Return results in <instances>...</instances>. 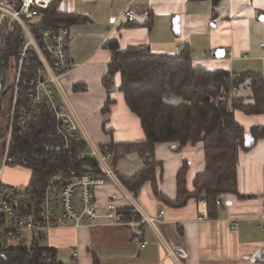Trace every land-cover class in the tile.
Instances as JSON below:
<instances>
[{
  "label": "crops",
  "instance_id": "1",
  "mask_svg": "<svg viewBox=\"0 0 264 264\" xmlns=\"http://www.w3.org/2000/svg\"><path fill=\"white\" fill-rule=\"evenodd\" d=\"M58 1L59 11L84 19L69 25L76 33L68 50L75 64L69 89L81 120L100 144L145 138L140 120L122 93L110 94L114 103L110 112L103 113L108 97L104 76L113 57L109 42H118L121 49L138 46L166 55L178 54L188 46L196 67L264 77V0H222L216 6L212 0ZM129 5L136 8V21L110 24L109 19L120 17ZM220 49L224 51L217 55ZM245 86L241 91L247 94L250 90ZM234 114L248 136L253 126H264V114L248 115L241 110ZM104 122L110 130L103 129L105 134L100 128ZM154 155L162 163L159 191L170 201L177 198V175L185 164L190 190L195 176L206 170L202 142L183 147L177 142L158 143ZM236 156L237 193L220 197L214 217L208 215L198 221L200 201L191 199L184 207L171 206L157 197L148 182L135 199L149 217L165 211L157 229L139 222L131 226L113 224L105 218L79 229L66 224L48 233L44 247L56 250L57 264H177L168 254L166 242L181 264H264V138L249 149L238 145ZM143 166L137 153H127L117 161V175L132 176ZM96 189L100 213L106 212L112 198L120 207L128 208L129 202L115 181L108 180ZM234 220L238 221L236 233L230 226ZM144 240L149 245L142 248ZM75 249L79 251L77 258Z\"/></svg>",
  "mask_w": 264,
  "mask_h": 264
},
{
  "label": "trees",
  "instance_id": "2",
  "mask_svg": "<svg viewBox=\"0 0 264 264\" xmlns=\"http://www.w3.org/2000/svg\"><path fill=\"white\" fill-rule=\"evenodd\" d=\"M221 1L212 0L214 6ZM58 5L59 1L53 0L34 24L71 25L84 20L80 15L59 11ZM19 34L17 27L0 49V99L8 94L9 105L12 83L7 84L19 50ZM107 47L113 51V57L104 76L105 82L111 84L116 81L126 105L140 120L145 135L144 139L135 142L112 140L107 143L116 152L117 161L129 151L137 152L144 161L143 168L136 174L119 176L122 184L128 191L137 194L140 188L150 182L157 197L174 207H184L191 199L200 201L204 198L208 215L214 217L216 201L224 194L237 193L238 145L249 149L245 145L248 136L246 127L236 119L234 113L241 110L248 115L264 114L263 75L196 67L188 46H184L178 54L171 55L153 53L148 48L138 46L121 49L116 41L109 42ZM247 84L251 89L244 94L242 86ZM233 89L237 90L235 96L231 94ZM113 103L114 100L109 96L103 113L110 112ZM105 126L106 122L103 123L104 130L110 132ZM49 130L47 119L43 118L34 132L14 136L11 154L31 171L30 185L43 183L57 168V163L71 166L83 175L103 173L96 161L36 158L35 148L47 140ZM6 133L7 126L0 125V141L6 137ZM250 135L255 140L264 138V126H253ZM165 142H177L181 147L200 142L204 145L206 170L195 176L193 189L190 190L185 164L178 171L175 201L164 197L158 187L163 172L162 163L154 159L155 146ZM128 215L126 211V218ZM43 256L50 257L51 262H41ZM0 264H57V252L52 248L41 247L31 256L28 249L13 248L0 254Z\"/></svg>",
  "mask_w": 264,
  "mask_h": 264
},
{
  "label": "built area",
  "instance_id": "3",
  "mask_svg": "<svg viewBox=\"0 0 264 264\" xmlns=\"http://www.w3.org/2000/svg\"><path fill=\"white\" fill-rule=\"evenodd\" d=\"M53 0H0V49L6 39L18 27L19 50L13 68L11 101L7 123V142L0 157V254L5 251L28 249L31 256L44 247L48 233L66 224L79 229L107 222L131 226L147 223L157 229L165 211L156 217L147 216L135 199V194L122 184L116 169V152L105 143H95L75 108L67 86L73 80L72 57L69 50L76 33L69 24L41 26L36 19L49 8ZM136 8L129 5L120 17H111L110 24L133 23ZM264 50V41L261 43ZM110 94L118 93L119 86L106 84ZM250 90L251 86L246 85ZM237 95V90H232ZM47 119L49 133L47 140L35 148L36 158L61 160L96 161L100 175H83L71 166L55 164L57 168L45 181L37 186H13L4 182V174L11 164H18V158L11 154L16 134L34 132ZM85 150H82L83 147ZM82 147V148H81ZM108 180L115 181L123 190L129 206L124 209L112 198L105 213L96 206V188ZM221 200L216 201L220 205ZM264 210V209H263ZM126 211L129 217L125 216ZM208 217L207 203L200 200L198 221ZM231 231L238 232V221L232 222ZM149 245L148 240L141 247ZM168 254L181 264L172 247L166 242ZM74 257L79 251L74 250ZM41 262L50 263L51 258L43 256Z\"/></svg>",
  "mask_w": 264,
  "mask_h": 264
},
{
  "label": "rangeland",
  "instance_id": "4",
  "mask_svg": "<svg viewBox=\"0 0 264 264\" xmlns=\"http://www.w3.org/2000/svg\"><path fill=\"white\" fill-rule=\"evenodd\" d=\"M135 21H136V19H135ZM12 77H13V71L10 72V74H9V80H8L9 82H8L7 86L11 83L10 80H12ZM71 90H73V88ZM67 92H68L71 100L74 102V99L71 95L72 93L69 89V86H67ZM106 93L108 96L106 99V103H108V98L112 94L110 95V93L108 91H106ZM0 101H1V103H0V125L7 126V123H8V116H7L8 113L7 112H8V108H9V95L7 94L6 97L4 95V97H1ZM173 101L175 102L174 99H173ZM100 128H101V132L103 134H105L106 132L103 131L104 127H102L100 125ZM89 132L91 133V136H92L93 140L95 141V143H97L98 145H101L100 142L95 138V135L92 133V131L90 129H89ZM107 134H109V133H107ZM6 142H7V133H6V137L2 141H0V157L3 154ZM131 153H137V152H135V151H129L128 152V154H131ZM31 175H32L31 171L29 169L25 168L24 166H22L18 162V164L17 163L11 164L7 167L5 174H4V182L11 184L13 186H19V187L28 186L30 183V180H31L30 177H32Z\"/></svg>",
  "mask_w": 264,
  "mask_h": 264
},
{
  "label": "water",
  "instance_id": "5",
  "mask_svg": "<svg viewBox=\"0 0 264 264\" xmlns=\"http://www.w3.org/2000/svg\"><path fill=\"white\" fill-rule=\"evenodd\" d=\"M175 30L176 28L178 29V19L175 18ZM224 50L220 49L216 52L217 55L221 54ZM256 142V140L254 138H252L251 136H247L246 137V141H245V145L248 147H251L252 145H254V143Z\"/></svg>",
  "mask_w": 264,
  "mask_h": 264
},
{
  "label": "bare ground",
  "instance_id": "6",
  "mask_svg": "<svg viewBox=\"0 0 264 264\" xmlns=\"http://www.w3.org/2000/svg\"><path fill=\"white\" fill-rule=\"evenodd\" d=\"M126 23V22H125ZM121 24V23H120ZM128 24H130V23H128Z\"/></svg>",
  "mask_w": 264,
  "mask_h": 264
}]
</instances>
